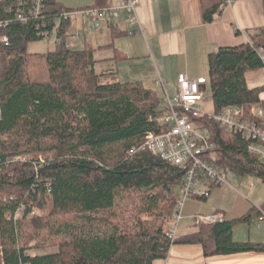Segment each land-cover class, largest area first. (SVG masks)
Returning a JSON list of instances; mask_svg holds the SVG:
<instances>
[{
  "label": "trees",
  "instance_id": "1",
  "mask_svg": "<svg viewBox=\"0 0 264 264\" xmlns=\"http://www.w3.org/2000/svg\"><path fill=\"white\" fill-rule=\"evenodd\" d=\"M20 1L0 2V37L8 40L0 42V264H150L166 257L179 239L170 241L162 225L170 221L173 193L184 171L148 151L128 152L146 131L164 127L155 120L156 92L139 80L121 81L113 67L96 71L91 47L69 46L71 17L61 14L73 8L44 0L42 11L31 16ZM199 1L206 23L226 5V0ZM101 4L95 0L79 8ZM21 6L25 20L16 17ZM262 7L264 15V0ZM110 26L117 36L119 28ZM51 34L57 39L52 49L28 51L29 42ZM207 66L204 89H210L212 112L264 100V85L250 88L245 77L264 68V23L248 41L209 52ZM200 122L217 146L219 169L264 182V164L247 151L246 141L213 120ZM145 196L169 202L161 207L156 228L134 213L124 219L122 211L116 212L122 200ZM33 209L47 216L69 212L74 221L111 226L114 233L61 237L56 251L30 254L27 249L35 247L30 242L47 226L45 217L31 214ZM259 215L253 207L240 217L198 225L189 240L200 243L205 256L262 251L263 243L232 238L236 223Z\"/></svg>",
  "mask_w": 264,
  "mask_h": 264
},
{
  "label": "crops",
  "instance_id": "2",
  "mask_svg": "<svg viewBox=\"0 0 264 264\" xmlns=\"http://www.w3.org/2000/svg\"><path fill=\"white\" fill-rule=\"evenodd\" d=\"M57 1L62 4L65 2V0ZM67 1L70 3L68 5L86 6L83 3H89L92 0ZM116 1L102 0L100 6ZM94 2L95 0L91 4ZM137 14L143 28L142 33L124 34L123 31L127 29L125 25H121L118 27L119 34L116 36L110 25H103L93 30L92 34L98 50L113 48V57L124 64V80H139L148 87L146 81L151 82L152 79L147 80V76L155 71L156 74L153 75L157 78L153 81H156L155 83L159 79L164 81L162 89L165 91V99L166 94L171 95L166 90L165 77L176 80V86L179 74H186L190 80L202 77L209 52L221 46H233L248 41L250 35L256 34V28L264 23L262 0H226L221 13L209 23L202 19L199 0H140ZM107 34L113 43L117 39H122L124 45L118 47L109 45L111 42H105ZM106 59L109 58L97 59V64L100 65ZM245 77L248 87H261L264 85V68L247 72ZM174 93L175 90L172 94ZM261 96L264 97V92ZM210 102L209 108L205 99H202L201 109L212 112L211 97ZM207 212L222 213L224 219L237 217L235 214L228 217L224 210L214 207ZM191 215L188 224L179 226V222L177 223L175 238L179 240L170 245L167 256L154 258L150 264H264V250L205 256L202 245L189 240L199 232V226L194 224L190 218ZM234 229L232 230L234 240L264 244L262 229L248 230L246 238L238 234L236 238Z\"/></svg>",
  "mask_w": 264,
  "mask_h": 264
},
{
  "label": "built area",
  "instance_id": "3",
  "mask_svg": "<svg viewBox=\"0 0 264 264\" xmlns=\"http://www.w3.org/2000/svg\"><path fill=\"white\" fill-rule=\"evenodd\" d=\"M2 1L7 0H0ZM43 1L21 0L19 5L25 4L28 9L26 10L24 6L19 7L16 17L25 20L24 8L31 16H37L43 9ZM139 4L140 0H117L108 5L64 11L61 16L68 18L80 15L83 34L103 25L117 27L125 25L127 34L131 35L143 32L137 14ZM0 42L6 44L7 37L1 36ZM157 83L164 88L162 79L157 80ZM205 83L204 77L190 80L186 74H179L177 92L173 96L166 94L167 107L162 116L155 117L156 122L163 124L164 127L158 131H146L141 143L132 146L128 151L130 154L136 151H148L184 171L178 197L171 213L174 221L164 231L170 241L175 239L176 226L182 218L181 212L185 200L192 197L206 198L213 186L229 185L226 173L217 166L219 160L217 146L208 128L200 122L201 119L213 120L224 131L239 135L247 142V151L264 164V100L246 106L226 105L218 112H206L200 107ZM38 156L39 161H42V155ZM247 178L250 180V186L253 187L256 182L253 180L254 177ZM258 209L261 218L264 219V210L260 207ZM31 214L36 215V209H33ZM191 218L196 225L224 221L223 214L219 212L196 213Z\"/></svg>",
  "mask_w": 264,
  "mask_h": 264
},
{
  "label": "rangeland",
  "instance_id": "4",
  "mask_svg": "<svg viewBox=\"0 0 264 264\" xmlns=\"http://www.w3.org/2000/svg\"><path fill=\"white\" fill-rule=\"evenodd\" d=\"M62 1V0H60ZM93 1V0H92ZM83 3L84 5L91 4L92 3ZM70 4L69 1L65 0L63 2V5L69 8H79L81 6L78 5H68ZM71 23L69 25L68 31L70 34L68 39V44L73 49H79L84 47H91L93 56L95 59L99 58H109L104 60L105 62H102L99 64L96 63L95 69L96 71H101L102 69H105L106 67H113L115 70H117L116 75L117 78L121 81L124 80V64L117 60L115 57H113L114 51L113 48L110 49H104V50H98V45H96V41L93 37V31H89L86 34H83L82 26L80 23V15L72 16L70 19ZM85 35V36H84ZM105 42H111L114 46H122L124 45V41L122 39L115 40V43L110 41V36L107 34ZM90 42L91 44H89ZM104 42V41H103ZM98 43H100L98 41ZM54 38L53 34L44 37L42 40L29 42L27 45V49L30 52H44L47 50H50L54 47ZM102 44V43H101ZM111 45V46H112ZM111 58V59H110ZM118 58V57H117ZM118 69L120 71H118ZM156 74L155 71L151 73L149 76H147V80L149 78L152 79L151 82L146 81L148 83V87L153 88L154 91L157 94V97L159 99L158 106L156 108L157 115L156 116H162L164 113L165 108L167 107L166 99L164 95V91L162 89L161 84L155 83L156 81H153ZM202 77H204L206 80L208 79V68L207 64L203 68ZM144 81L146 79H143ZM166 80V90L170 96H173L178 88V83L176 86V80L171 79V77H165ZM178 82V79H177ZM175 90V93L172 94ZM202 99H205V102L207 103V107L211 105L210 102V89L208 86H206V89L202 92ZM226 178L229 183V185H220V186H213L214 188L211 191L210 196L206 199H197L195 197L189 198L183 203L182 208V218L179 221V226L188 224L190 222L189 216L196 212V213H207V211L210 210V208L214 207L219 210H224L228 217H232V215L235 214V216H240L242 214L249 213L253 207H261L264 204V182H257L258 178L254 177L253 180H255L257 183L255 184V187L252 188L249 183V179L242 177L238 172L236 171H228L226 173ZM179 186H181V183L179 182V185L175 188V192L173 193V204L171 208V213L174 209L175 201L178 197L179 193ZM211 190V188H210ZM121 196V195H120ZM125 196V194H124ZM119 197V196H118ZM172 197V198H173ZM169 204L168 200L161 201L154 199L152 200L147 199L146 196L136 197L132 200L130 199H124L121 201V207L116 212L122 211L124 214V219L128 218L130 215L137 216L139 219L143 221H147V226H153L154 228L158 227V225L162 222L160 217L161 207H166ZM163 210V209H162ZM264 210V209H263ZM16 216L19 218L20 213L17 212ZM37 217H45L44 221H47V226L44 228L39 229L40 235H38V238L36 240H32L29 244V246L35 245L34 248H28V253L30 254H42L47 252H53L56 251L57 247L54 245L55 243L59 242L61 237H67V238H88V237H104L108 236L114 233V229L111 226H103L98 225L95 223H89V222H78L74 221L71 218V215L69 212H66L64 214H60L57 216H47L46 213L40 212L36 210ZM193 214L191 215V217ZM260 217L258 216H251L249 221L246 222H238L234 225L233 229L237 236L240 235L242 238H246L248 235V230H255V229H262L264 231V219L261 218V212ZM190 217V218H191ZM253 217V218H252ZM174 220L170 217V221L166 222L162 225V233L165 231V229L169 228L173 223ZM115 224H120L119 227H122L121 220L119 218L115 219ZM262 227V228H259ZM238 234V235H237ZM264 235V232H263ZM244 236V237H243Z\"/></svg>",
  "mask_w": 264,
  "mask_h": 264
}]
</instances>
